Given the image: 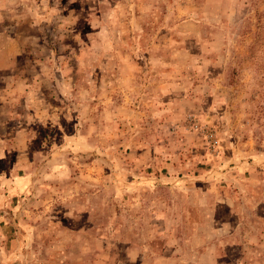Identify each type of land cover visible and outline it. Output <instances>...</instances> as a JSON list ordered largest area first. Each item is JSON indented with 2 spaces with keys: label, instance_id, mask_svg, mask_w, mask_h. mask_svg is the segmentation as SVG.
Listing matches in <instances>:
<instances>
[{
  "label": "rangeland",
  "instance_id": "rangeland-1",
  "mask_svg": "<svg viewBox=\"0 0 264 264\" xmlns=\"http://www.w3.org/2000/svg\"><path fill=\"white\" fill-rule=\"evenodd\" d=\"M263 10L0 0V264H264Z\"/></svg>",
  "mask_w": 264,
  "mask_h": 264
},
{
  "label": "trees",
  "instance_id": "trees-1",
  "mask_svg": "<svg viewBox=\"0 0 264 264\" xmlns=\"http://www.w3.org/2000/svg\"><path fill=\"white\" fill-rule=\"evenodd\" d=\"M258 22H259V29H261V32L256 33L258 36H260L261 41L264 43V10L259 12L257 15ZM263 45V44H261Z\"/></svg>",
  "mask_w": 264,
  "mask_h": 264
}]
</instances>
